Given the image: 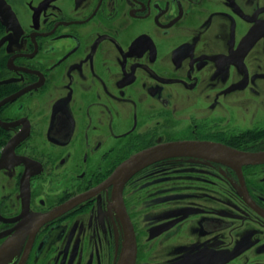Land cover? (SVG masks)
<instances>
[{"label":"flooded vegetation","instance_id":"obj_1","mask_svg":"<svg viewBox=\"0 0 264 264\" xmlns=\"http://www.w3.org/2000/svg\"><path fill=\"white\" fill-rule=\"evenodd\" d=\"M5 1L0 264H264V163L113 181L264 153V0Z\"/></svg>","mask_w":264,"mask_h":264},{"label":"water","instance_id":"obj_2","mask_svg":"<svg viewBox=\"0 0 264 264\" xmlns=\"http://www.w3.org/2000/svg\"><path fill=\"white\" fill-rule=\"evenodd\" d=\"M0 21L8 29H13L18 24L16 15L5 0H0ZM5 39L2 41V43ZM216 153L225 159V162L244 164L264 163V153L249 154L230 149L228 147H212L208 145L190 144V143H172L150 150L144 151L128 162L124 163L115 173L113 181L121 180L122 182L129 179L137 170L146 164L163 158L185 156L189 154H208ZM227 163V162H226ZM135 241L132 238L129 243V255L122 258L120 264H134L135 262Z\"/></svg>","mask_w":264,"mask_h":264},{"label":"trees","instance_id":"obj_3","mask_svg":"<svg viewBox=\"0 0 264 264\" xmlns=\"http://www.w3.org/2000/svg\"><path fill=\"white\" fill-rule=\"evenodd\" d=\"M1 31H2V25L0 24V33H1Z\"/></svg>","mask_w":264,"mask_h":264},{"label":"rangeland","instance_id":"obj_4","mask_svg":"<svg viewBox=\"0 0 264 264\" xmlns=\"http://www.w3.org/2000/svg\"><path fill=\"white\" fill-rule=\"evenodd\" d=\"M28 1H29V0H28ZM28 1H27V2H28Z\"/></svg>","mask_w":264,"mask_h":264}]
</instances>
